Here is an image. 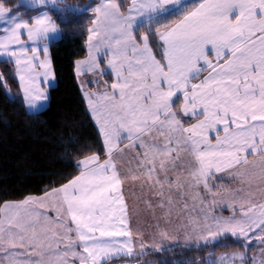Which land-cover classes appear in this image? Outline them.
<instances>
[{"label": "snow or ice", "instance_id": "6c2138e0", "mask_svg": "<svg viewBox=\"0 0 264 264\" xmlns=\"http://www.w3.org/2000/svg\"><path fill=\"white\" fill-rule=\"evenodd\" d=\"M50 12L69 25L90 14L89 47L104 51L92 55L88 70L115 77L102 94L86 93L105 158L92 154L72 161L78 174L60 187L0 208V264H67L69 253L72 264L132 256L126 181L140 180L166 217L174 197L181 211L189 210V200L211 192L208 182L221 172L241 186L233 203L224 205L232 215L208 222L205 214L192 247L219 243L220 237L243 238L242 247L252 240L264 245V0H195L191 6L182 0H129L124 10L116 0L83 6L74 0H17L8 6L0 0V58H7L0 62L10 66L7 76L0 72V92L12 102L8 80L19 84L27 77L30 109L47 98L35 87L36 77L47 79L53 70L22 37L36 44L60 33ZM104 57L107 73L100 66ZM127 151L134 154L125 160ZM53 203L50 218L44 206ZM160 235L167 238L166 232ZM167 250L141 242L135 255ZM237 259L245 264L239 254L211 264Z\"/></svg>", "mask_w": 264, "mask_h": 264}, {"label": "trees", "instance_id": "16d2710c", "mask_svg": "<svg viewBox=\"0 0 264 264\" xmlns=\"http://www.w3.org/2000/svg\"><path fill=\"white\" fill-rule=\"evenodd\" d=\"M119 1L126 4L128 0ZM15 2L7 0L8 6ZM74 2L83 6L90 0ZM50 14L61 38L50 44L56 86L49 92L48 107L29 113L20 85L12 79L8 86L14 100L7 101L0 92V208L5 202L40 196L60 187L78 174L72 161L92 154L105 158L102 138L89 116L75 73L76 63L86 55L90 14L74 19L70 25L62 23L55 12ZM9 67L0 62V72L5 76ZM216 183L217 188H226L223 182ZM243 244V238L224 237L207 246H176L139 257L111 258L108 264H142L148 259L157 264H211L217 256L232 253H240L245 264H250L253 253L264 247L259 242H250L247 247Z\"/></svg>", "mask_w": 264, "mask_h": 264}, {"label": "crops", "instance_id": "0c3cea01", "mask_svg": "<svg viewBox=\"0 0 264 264\" xmlns=\"http://www.w3.org/2000/svg\"><path fill=\"white\" fill-rule=\"evenodd\" d=\"M98 2H100V0L90 1V3L93 5H95ZM116 2L121 3L122 10L126 9V7L129 4V0L127 1L126 4L123 2H120L119 0H116ZM182 2H186L187 4L190 3L188 0H182ZM90 27H92V22H91ZM89 35L90 34L88 33L87 42H86V55L84 58H82L76 63L75 73H76L79 87L82 93V97L86 104L87 111L89 113V116L91 117L90 115L91 110L88 108V105H87L86 93H95L97 95L102 94L105 91V89L108 87V85L114 82L115 77L109 74L101 76L96 71L88 70L89 64L92 61V55H102L104 51V49H101L100 54H96L92 52V50L89 47ZM60 38H61V31L55 36L50 35V38L48 41H43V42L38 41L36 42V44H33L32 42L28 41L26 36L22 37L25 43L29 46V49H31V47H37L40 49V51L37 53L38 59L40 61L47 59L50 62L52 70H53V65H52L51 55H50V44L52 42L58 41ZM96 42H97V38L94 37L92 40V44L94 45ZM45 44H47L48 46L47 53L43 52V47ZM28 55L29 56L32 55L30 50H29ZM157 58L159 59V56H157ZM5 59L7 58L6 57L0 58V60H5ZM107 59L108 57H104L102 60H100V66L101 68L104 69L106 73L108 72ZM35 71L43 72L44 69L37 67ZM206 74L207 73H205V75ZM28 83L29 82H28L27 77L25 78L24 82L19 83L26 110L29 113H37V112L43 111L49 105L50 90L56 86V78H55L54 70H53V75L49 76L47 79H45L43 76L36 77L35 87L43 91L46 94L47 98L38 101L37 102L38 106L34 109L28 108L26 101L24 99V86ZM91 119L95 127L98 130L99 125L95 123V118L91 117ZM99 134L103 141L102 133L99 132ZM125 145H127V141H125V144L121 145V147H125ZM104 149H105V146H104ZM133 154H134V151H127L125 153V160H127ZM102 161L103 159H101V162ZM134 163L135 161H133V164ZM216 181L223 182L226 185V188H224V190L223 189L220 190L217 187H212L213 183H216ZM208 184H209V187L212 188V191L211 192L200 191L199 192L200 198L198 200H195V201L191 199L189 200V210L187 211H181L182 202H175V197H174V205H173L174 210L172 211L170 215L165 217L162 214L161 210L155 207L156 198L152 195V193L146 188L144 189L141 188L140 180L126 181L123 185V194H124L125 201L128 205L130 227L133 232V252L134 254L132 256L117 255L113 258L139 257L135 255V253H138L140 251L141 242H143L146 247H151L152 245H160L162 248H166V249H171L176 246H192L194 242H198L199 236L201 234V226L205 222V214L208 217V222H211L212 216L227 218L230 215H232V210L231 209L226 210L224 205L225 203H228V204L233 203L231 197L234 194V190L241 187L237 181L232 180L231 176L227 172L217 173L216 176L213 178V180H209ZM213 194H215V197ZM43 195L44 194L40 196H30V197L38 198V197H42ZM254 195L257 201H259L261 198L260 192L257 191L254 193ZM214 199H215V203H214ZM24 200L15 201V202H22ZM146 201L152 202L153 204L152 209H149L148 207H146V203H145ZM193 204H195L194 208L192 207ZM56 206L57 205L55 203L51 205L46 204L44 206V209L45 211L48 212V214L52 213L51 218H54ZM4 219L5 217L1 215L0 220H4ZM161 232H166L167 238L161 236L160 235ZM221 238H224V237H220L219 239ZM71 239H72L73 247H75V236L72 235ZM63 248H64V244H61L60 249H63ZM53 250L56 251L55 243H53ZM262 250H264V247L259 248L257 251L253 253L252 261L250 264H259V263L254 262L253 258H254V255L259 254L260 259H261L262 255H264V251ZM77 251H81V250L77 249ZM33 256H35V253H33ZM52 259L55 260L56 258L53 257ZM74 260H75V257H73L71 253H69L67 257V264H72V261ZM148 261L149 259L145 260L142 264H147L150 262ZM151 262L155 263L153 260H151ZM4 264H7V261H4ZM46 264H47V261H46Z\"/></svg>", "mask_w": 264, "mask_h": 264}, {"label": "rangeland", "instance_id": "374dc122", "mask_svg": "<svg viewBox=\"0 0 264 264\" xmlns=\"http://www.w3.org/2000/svg\"><path fill=\"white\" fill-rule=\"evenodd\" d=\"M90 1H93V0H90ZM189 2H195V0H188ZM88 4H91L90 2L88 3ZM222 179V178H221ZM225 182H227V181H225ZM218 189H223L224 190V188H222V187H218ZM215 191V190H214ZM15 203H19V202H15V201H9V202H5V203H3V205H2V208H3V206L5 205V204H15ZM49 217L51 218L52 217V213H50L49 214ZM249 235H252V233L251 234H249ZM251 242H258L257 240H252ZM233 254H239V255H241L240 253H232V254H222V255H219V256H217L214 260H212V261H219L220 260V257H222V256H225V257H228V256H231V255H233ZM254 258H255V261L254 262H256V263H259V261L260 260H262V259H264V255H262V257H261V259H260V255L259 254H257V255H254ZM150 261V262H149ZM148 262L149 263H147V264H157L155 261V263H152L151 262V260H149ZM131 264H136V263H131ZM234 264H239V259H237L235 262H234Z\"/></svg>", "mask_w": 264, "mask_h": 264}]
</instances>
